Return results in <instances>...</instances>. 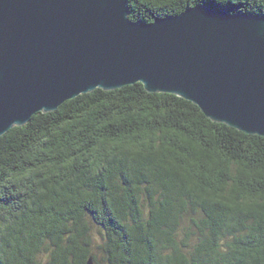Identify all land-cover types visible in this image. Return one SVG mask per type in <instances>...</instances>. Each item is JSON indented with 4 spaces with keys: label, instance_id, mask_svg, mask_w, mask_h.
Returning a JSON list of instances; mask_svg holds the SVG:
<instances>
[{
    "label": "trees",
    "instance_id": "obj_1",
    "mask_svg": "<svg viewBox=\"0 0 264 264\" xmlns=\"http://www.w3.org/2000/svg\"><path fill=\"white\" fill-rule=\"evenodd\" d=\"M203 5L128 0L151 23ZM264 264V138L140 83L96 89L0 137V264Z\"/></svg>",
    "mask_w": 264,
    "mask_h": 264
},
{
    "label": "water",
    "instance_id": "obj_2",
    "mask_svg": "<svg viewBox=\"0 0 264 264\" xmlns=\"http://www.w3.org/2000/svg\"><path fill=\"white\" fill-rule=\"evenodd\" d=\"M129 14L128 0H0V137L80 95L140 83L264 138V17L203 5L151 23Z\"/></svg>",
    "mask_w": 264,
    "mask_h": 264
}]
</instances>
